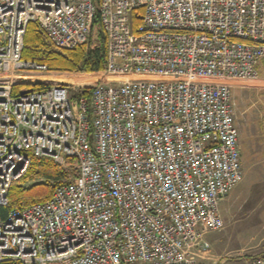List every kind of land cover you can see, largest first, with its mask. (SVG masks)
Instances as JSON below:
<instances>
[{
    "label": "built area",
    "instance_id": "1",
    "mask_svg": "<svg viewBox=\"0 0 264 264\" xmlns=\"http://www.w3.org/2000/svg\"><path fill=\"white\" fill-rule=\"evenodd\" d=\"M99 10L107 74L89 98L56 84L14 94L37 23L57 49L88 42ZM264 59V0H0V210L31 156L77 176L0 213V264H201L242 181L233 82ZM249 264H264V256Z\"/></svg>",
    "mask_w": 264,
    "mask_h": 264
},
{
    "label": "rangeland",
    "instance_id": "2",
    "mask_svg": "<svg viewBox=\"0 0 264 264\" xmlns=\"http://www.w3.org/2000/svg\"><path fill=\"white\" fill-rule=\"evenodd\" d=\"M75 76L52 78L78 88ZM236 125L240 132L243 179L220 202L222 230L206 240L210 259L201 264H249L264 256V59L256 80L233 82Z\"/></svg>",
    "mask_w": 264,
    "mask_h": 264
},
{
    "label": "trees",
    "instance_id": "3",
    "mask_svg": "<svg viewBox=\"0 0 264 264\" xmlns=\"http://www.w3.org/2000/svg\"><path fill=\"white\" fill-rule=\"evenodd\" d=\"M100 0H94L98 7ZM107 35L103 30L99 10L93 21L88 42L75 49L63 50L55 48L46 33L37 23H30L27 27L22 59L47 66L48 72L39 75L19 74L14 77V94L18 95L23 88L41 90L61 83L52 75H69V79L85 89V96L89 98L93 89L107 74ZM71 168L65 169L58 165L51 157L31 156V163L24 178L14 183L9 192V204L1 208L2 217L14 209H22L35 203L48 200L56 187L74 179L77 176L76 159L69 158Z\"/></svg>",
    "mask_w": 264,
    "mask_h": 264
},
{
    "label": "crops",
    "instance_id": "4",
    "mask_svg": "<svg viewBox=\"0 0 264 264\" xmlns=\"http://www.w3.org/2000/svg\"><path fill=\"white\" fill-rule=\"evenodd\" d=\"M241 141V140H240Z\"/></svg>",
    "mask_w": 264,
    "mask_h": 264
}]
</instances>
